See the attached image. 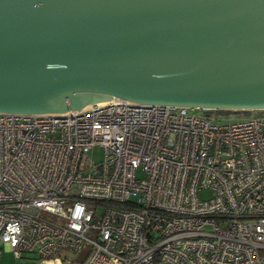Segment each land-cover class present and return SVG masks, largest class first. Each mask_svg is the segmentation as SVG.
Returning a JSON list of instances; mask_svg holds the SVG:
<instances>
[{"label":"built area","instance_id":"1","mask_svg":"<svg viewBox=\"0 0 264 264\" xmlns=\"http://www.w3.org/2000/svg\"><path fill=\"white\" fill-rule=\"evenodd\" d=\"M192 109L112 97L0 112V257L5 247L15 264H264V117Z\"/></svg>","mask_w":264,"mask_h":264},{"label":"water","instance_id":"2","mask_svg":"<svg viewBox=\"0 0 264 264\" xmlns=\"http://www.w3.org/2000/svg\"><path fill=\"white\" fill-rule=\"evenodd\" d=\"M112 97L264 109V0H0V112Z\"/></svg>","mask_w":264,"mask_h":264},{"label":"rangeland","instance_id":"3","mask_svg":"<svg viewBox=\"0 0 264 264\" xmlns=\"http://www.w3.org/2000/svg\"><path fill=\"white\" fill-rule=\"evenodd\" d=\"M193 113L198 115L206 116L207 114L210 115L212 118H216L215 120L219 122H228V121H235V120H242L248 118H257V117H264V109L261 110H250L248 112H235L230 111L227 114H219L215 110L206 111L203 109H192ZM90 156L96 162H99L103 158V148L101 146H95L89 151ZM201 196H207L209 193L201 192ZM70 256H72L70 254ZM0 264H15V257L12 251L8 250L7 248L3 247L2 254L0 257ZM75 264V263H74Z\"/></svg>","mask_w":264,"mask_h":264},{"label":"trees","instance_id":"4","mask_svg":"<svg viewBox=\"0 0 264 264\" xmlns=\"http://www.w3.org/2000/svg\"><path fill=\"white\" fill-rule=\"evenodd\" d=\"M215 111H217V112H220L219 114H227L228 112H230V111H232V110H215ZM235 112H248V111H235ZM83 259V258H82ZM74 261L76 262H83V260H81V258H79V257H76L75 259H74Z\"/></svg>","mask_w":264,"mask_h":264}]
</instances>
